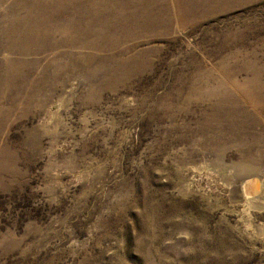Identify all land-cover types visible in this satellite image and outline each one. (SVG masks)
I'll return each instance as SVG.
<instances>
[{"label": "rangeland", "instance_id": "374dc122", "mask_svg": "<svg viewBox=\"0 0 264 264\" xmlns=\"http://www.w3.org/2000/svg\"><path fill=\"white\" fill-rule=\"evenodd\" d=\"M262 189L264 0H0V264H264Z\"/></svg>", "mask_w": 264, "mask_h": 264}, {"label": "bare ground", "instance_id": "6f19581e", "mask_svg": "<svg viewBox=\"0 0 264 264\" xmlns=\"http://www.w3.org/2000/svg\"><path fill=\"white\" fill-rule=\"evenodd\" d=\"M257 181L255 178L247 179L243 182V190L245 194L246 200H250L253 198V195H249L257 190ZM264 190L262 189L260 193H263ZM264 195V194H263Z\"/></svg>", "mask_w": 264, "mask_h": 264}]
</instances>
